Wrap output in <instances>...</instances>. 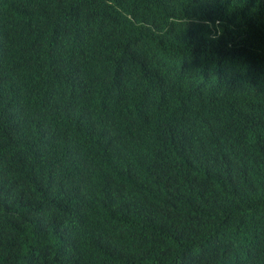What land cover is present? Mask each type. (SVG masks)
I'll return each instance as SVG.
<instances>
[{"label":"trees","instance_id":"obj_1","mask_svg":"<svg viewBox=\"0 0 264 264\" xmlns=\"http://www.w3.org/2000/svg\"><path fill=\"white\" fill-rule=\"evenodd\" d=\"M0 264H264V0H0Z\"/></svg>","mask_w":264,"mask_h":264}]
</instances>
